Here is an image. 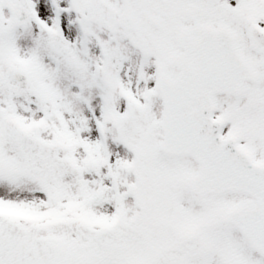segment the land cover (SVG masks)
<instances>
[{"label": "snow or ice", "instance_id": "snow-or-ice-1", "mask_svg": "<svg viewBox=\"0 0 264 264\" xmlns=\"http://www.w3.org/2000/svg\"><path fill=\"white\" fill-rule=\"evenodd\" d=\"M0 264H264V0H0Z\"/></svg>", "mask_w": 264, "mask_h": 264}]
</instances>
